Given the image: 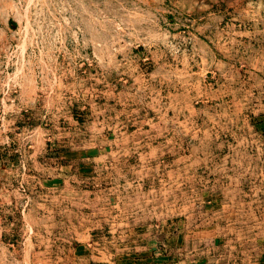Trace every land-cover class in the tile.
Returning <instances> with one entry per match:
<instances>
[{
	"label": "rangeland",
	"instance_id": "1",
	"mask_svg": "<svg viewBox=\"0 0 264 264\" xmlns=\"http://www.w3.org/2000/svg\"><path fill=\"white\" fill-rule=\"evenodd\" d=\"M0 264H264V0H0Z\"/></svg>",
	"mask_w": 264,
	"mask_h": 264
}]
</instances>
